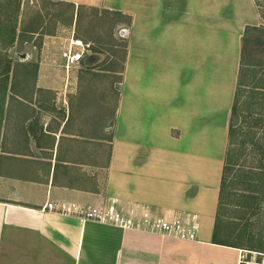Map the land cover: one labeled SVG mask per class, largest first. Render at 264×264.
I'll return each mask as SVG.
<instances>
[{
  "label": "crops",
  "instance_id": "1",
  "mask_svg": "<svg viewBox=\"0 0 264 264\" xmlns=\"http://www.w3.org/2000/svg\"><path fill=\"white\" fill-rule=\"evenodd\" d=\"M61 1L132 17L117 95H100L116 103L40 79L29 100L15 95L20 108L7 102L0 264H238L242 248L216 243L214 231L244 37L263 19L256 0ZM39 64L42 77L48 62ZM47 202L197 229L123 227L44 210Z\"/></svg>",
  "mask_w": 264,
  "mask_h": 264
},
{
  "label": "rangeland",
  "instance_id": "2",
  "mask_svg": "<svg viewBox=\"0 0 264 264\" xmlns=\"http://www.w3.org/2000/svg\"><path fill=\"white\" fill-rule=\"evenodd\" d=\"M256 2L258 10L263 16L259 26L264 27V0H256ZM16 7L17 5L15 4L13 6L4 4L0 7L3 17L11 16L12 24H14L13 21L15 19L13 9ZM21 8L22 11L18 18L19 35L17 36V41L11 47H8L7 50L0 48L1 53L7 54L12 61L13 67H15V71L12 72L10 78L15 75L16 80H13V78L10 81L5 100L6 105L7 102H10L13 109L14 107L20 108L23 104L15 101V95L22 94V96H19L24 100H29L27 97L31 96L36 90L37 79L38 81L40 79L42 82H44L43 80H49L44 82L46 85H61L62 89L66 91H76L78 89L92 91L91 93L96 97L87 98L86 101L91 99L94 104L99 102L100 105L114 108L116 101H112L108 97L102 99L101 96H107L110 93L113 96L112 99H114V95H117L116 89L119 87L118 82L115 80L120 77L119 72L125 54V47L123 45L113 46L111 37L113 34L115 39L123 44L128 39L127 35L124 36L120 33L122 29L128 27L127 25L126 27L124 26L125 24L120 20V17L113 16L116 19V24L111 28V25L106 23L108 20L104 18L105 16L102 15V12L96 13L86 8L81 10L80 17L77 19V16L74 15V9H70V6L59 0H24ZM37 26L39 32L34 33L31 31ZM29 29L30 31H28ZM89 35L94 37V39H101L100 42L94 41L92 43L94 48L90 50V55H96V61L92 60V65L89 68L76 66L68 69L61 54L63 47L69 43L73 36L87 42ZM247 36L245 37L246 39L248 38L245 44L248 49L249 64L254 65L255 72H257L259 77H263L262 65L264 64L261 65L260 61H264V29H252ZM41 60L48 62V66H45V64L42 68V77L39 66ZM50 62L52 63L51 66ZM38 75L40 78L37 77ZM52 79L55 82H52ZM22 98L21 101L23 100ZM47 99L50 100L51 98ZM70 100L73 104L79 102L78 99L74 100L71 98ZM11 121H13V118ZM5 126H7V122L2 121L0 124V137ZM248 152L243 155L236 167L239 169L242 166L241 163L246 161V166L257 171L256 166L259 165L258 155L251 148H248ZM253 187L250 186L248 189L253 190ZM231 190V193H233L231 199L235 202L227 203L224 211L225 219L230 222L229 226L231 227L237 226L241 229L247 224L257 234L254 243L259 245L260 242L258 240L260 238L264 240V189L258 194L261 197L259 207H256L255 210H249L247 217L241 219V222H239L240 220H238L237 216L243 208L237 206L236 201L245 192L243 187L238 185L231 188ZM253 211L257 212L254 214ZM236 233L235 231L233 237L231 236L232 234L229 237L236 239ZM244 239L246 240H242V242L248 243L247 238Z\"/></svg>",
  "mask_w": 264,
  "mask_h": 264
},
{
  "label": "trees",
  "instance_id": "3",
  "mask_svg": "<svg viewBox=\"0 0 264 264\" xmlns=\"http://www.w3.org/2000/svg\"><path fill=\"white\" fill-rule=\"evenodd\" d=\"M22 2H24V0H0V7L4 4H8V6H13V4L17 5V7L13 9L15 17L13 21L14 24L11 23V16L3 17L1 14L2 11H0V48L2 49L7 50L8 47H11L17 41V36L19 35L18 18L22 11ZM61 2L70 6V9H74V15L77 16V19L80 17L81 10L89 8L96 13L102 12V15L105 16L104 18L108 20L106 23H109L111 28H113L116 24V19L113 16H119L120 20L128 25L132 23V17L121 11L101 9L94 6L76 4L74 2ZM34 28L35 29L31 31L34 33L39 32L38 26ZM255 28L264 29V27H247L245 37H248V33ZM28 31H30V29ZM89 36L90 37L86 41L91 43V49L93 50L94 46L92 43H94V41L100 42L101 39H94L91 35ZM245 37L241 54V67L237 89L231 111L228 147L221 182L214 241L219 244L264 251V240L260 238L258 240L260 244L256 245L254 241L257 234L254 233L247 224H245L241 229L237 226L231 227L229 226L230 222H228L224 217V211L227 203L235 202L231 199V195L233 194L231 193V188L238 185L243 187V191L245 192L239 196L238 201H236V205L243 208L237 216L239 218L238 220H240L239 222H241V219H245L247 217L249 210H255L256 207H259L261 197H259L258 194H260L264 189V76L259 77L257 72H255L254 65L249 64L248 49L245 44L248 38L246 39ZM111 40V44L113 46H127V43L123 44L120 41H117L113 34ZM260 64H264V61H260ZM262 66L264 71V65ZM14 71L15 67H13L10 57L7 54L1 53L0 50V124L5 117V100L9 87V80L12 78H10V76ZM13 76L15 79V75ZM248 148H251L252 151L258 155L257 160L259 165L256 166L257 171H254L253 168L246 166V161L241 163L242 166H240L239 169L236 167L237 164H239V161L243 158V155L249 153ZM250 186H254V189H248ZM253 212L255 214L257 211ZM235 231L237 232L235 235L236 239H232ZM230 235L232 237H229ZM244 238H247L248 243L242 242V240H246Z\"/></svg>",
  "mask_w": 264,
  "mask_h": 264
},
{
  "label": "built area",
  "instance_id": "4",
  "mask_svg": "<svg viewBox=\"0 0 264 264\" xmlns=\"http://www.w3.org/2000/svg\"><path fill=\"white\" fill-rule=\"evenodd\" d=\"M91 50V43L85 42L74 36L62 49V58L65 66L69 69L83 61ZM43 209L54 210L68 215L79 216L82 219H93L109 222L123 227L149 229L152 231L178 235L181 237H195L197 225L185 226L181 219L169 220L165 217H155L150 212H145L143 217H136L134 213L109 207H84L77 203H53L47 202ZM238 264H264V251L242 248L240 250Z\"/></svg>",
  "mask_w": 264,
  "mask_h": 264
},
{
  "label": "water",
  "instance_id": "5",
  "mask_svg": "<svg viewBox=\"0 0 264 264\" xmlns=\"http://www.w3.org/2000/svg\"><path fill=\"white\" fill-rule=\"evenodd\" d=\"M128 32H129L128 31V28H126V29L124 28V29L121 30L120 33L125 36V35L128 34ZM92 60L93 61L94 60L96 61V55H90V54L89 55H86L85 58H84V60L82 61L83 62V65H92Z\"/></svg>",
  "mask_w": 264,
  "mask_h": 264
}]
</instances>
